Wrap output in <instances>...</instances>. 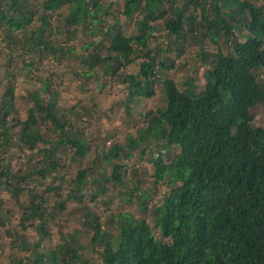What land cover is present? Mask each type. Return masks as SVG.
Returning a JSON list of instances; mask_svg holds the SVG:
<instances>
[{"label": "trees", "instance_id": "1", "mask_svg": "<svg viewBox=\"0 0 264 264\" xmlns=\"http://www.w3.org/2000/svg\"><path fill=\"white\" fill-rule=\"evenodd\" d=\"M35 1L31 8L30 0H0V34L10 48V69L0 75V192L15 200L23 192L28 196L27 204L19 208L20 231L5 233L17 254L8 264H91L84 256L89 252L99 255L100 264H264V128L255 125L253 115V110L264 105V84L259 78L264 70V4L258 6L253 0H123L121 15L135 25V32L127 36L118 21L103 25L99 15L109 10L101 0ZM55 12L65 15L62 30L71 41L78 40L81 27L87 36L96 37L83 42L85 49L94 52L78 58L88 69L100 65L115 74L142 53L145 61L138 73L121 81L128 91V117L132 103L155 96L156 83L161 91L163 107L147 112L143 116L146 125L136 127L123 141L104 144L100 156H90L88 136L76 131L59 109L57 92L49 93V81L27 92L25 119L15 108V67L10 63L19 50L40 57L50 54L58 60L75 50L55 44L58 30L51 21ZM160 20H164L166 39H174L165 48L169 55L177 57L186 42L200 44L197 73L183 82V88L171 78L174 61L159 58L161 54L149 48ZM35 22L38 26L32 29ZM243 29L247 32L244 42L230 41L235 31ZM14 33L19 34L18 40L12 37ZM205 42L215 46L216 53L207 55L202 49ZM223 46L228 52H222ZM202 67L205 83L197 91L194 79ZM39 90L50 95L46 101L41 100ZM16 137L34 152L26 165L13 169L19 158L5 150ZM37 144L43 147L36 148ZM148 147L157 152L149 159L153 183L168 187L162 201L150 207L149 190L141 188L144 173L139 177L120 163L130 159L133 151L143 156ZM170 149L177 153L165 161L162 152ZM68 152L73 162L82 160L91 166L69 177L70 191L61 199L60 184L65 179L59 170H64L63 155ZM99 162L110 165L111 172L105 173ZM129 174L137 179L134 186ZM48 177L50 183L41 190L30 187ZM57 180L59 184L53 185ZM88 185L95 187L92 200L108 194L101 201L104 222L87 211L86 219L76 222L78 226L72 224L60 234L54 248L43 247V240L50 238L46 227L66 209V203L83 204ZM114 190L123 205L137 203L141 217L128 211L111 212L115 195L108 192ZM51 198L53 204L48 206ZM13 215L0 201V229L8 226ZM29 229L36 239H27ZM97 246L101 253L96 252Z\"/></svg>", "mask_w": 264, "mask_h": 264}, {"label": "rangeland", "instance_id": "2", "mask_svg": "<svg viewBox=\"0 0 264 264\" xmlns=\"http://www.w3.org/2000/svg\"><path fill=\"white\" fill-rule=\"evenodd\" d=\"M105 4V8H108L109 13L102 12L99 15V18L102 20L103 25L112 26L115 21H118L120 29L128 36L135 32L134 20H127L121 11L123 9V0H101ZM258 6L264 4V0H253ZM30 7L34 8L36 1L30 0ZM192 10V7H191ZM64 13V12H63ZM198 12H195L197 14ZM52 15V13H50ZM62 16L58 12H55L51 21L55 29L58 31L54 34V42L57 46H64L67 48H74V52L70 53L65 59L58 60L52 57L50 54H44L40 57L38 54H27L23 50H19L18 54L13 56V61L10 64H13L15 70L13 73L14 82L13 86L15 87L14 91V103L15 108L19 111L20 117L26 118L27 116V107L29 101L27 100V92H32L35 88H43V83L46 81L50 82L48 87L49 93L57 92V101L59 109L66 114L67 119L70 120L76 131L83 130L88 136L89 144L88 148L90 150V156L101 155L103 145L107 143H116L117 141H123L124 137L129 134H133L136 127L143 128L146 125L144 120V115L149 112H155L157 109L163 107L162 96L158 83L154 87L155 96L149 100H143L141 102H134L131 104L132 112L131 116L128 117L125 111V102L127 99L128 91L126 90V85L122 84L124 77L128 75H135L139 71L140 63L145 61L142 53H137L134 57L132 63H126L123 67L120 68L117 73L112 74L111 68L103 69L96 65L93 69H88L85 64L79 62V57L83 54L94 52L92 48L85 49L84 41L92 40L96 37H91L90 35L84 32V29L80 28V33L78 34V40L71 41L69 33L66 34L62 30ZM38 23L35 22L32 24V29L36 28ZM155 26L158 27V30L155 31L149 41V48L152 53L157 52L161 54L159 58H170L174 61V70L170 72L171 78L177 83L180 88H183V82L191 79L192 73H197L198 70V60L200 56V44H197L196 41L186 42L184 48L180 50V53L176 56L169 55L165 48L169 42H174V39H166L167 30L164 27V20L157 21ZM30 27V28H31ZM18 33L12 34V37L16 40L19 39ZM234 37L231 40H237L240 42L245 41L247 36L246 30H242L237 33L234 32ZM102 34H99L97 37L101 38ZM5 38L0 34V75L3 74L5 69H10L9 63V52L10 48L6 46ZM223 40L220 41L222 43ZM177 44H180V40L176 41ZM207 55L216 53V48L209 42H205L202 48ZM222 52H228L226 46L222 47ZM104 55L106 51L102 52ZM131 60V59H128ZM26 65V66H24ZM169 65V63H166ZM30 66V68L28 67ZM11 69L12 66H11ZM104 71L107 72L105 75ZM76 73H79L77 75ZM199 78L194 79V86L197 91H201L205 83L204 79V67L198 74ZM259 78L264 84V70L259 73ZM38 94L42 101H46L49 98L44 90H39ZM31 106V103H30ZM29 106V107H30ZM84 107L86 111L81 110ZM72 108H75L74 112L77 115H74ZM253 115L255 117V125L257 127L264 128V105L259 106L253 110ZM14 115L12 114V117ZM17 118V116H15ZM13 124V123H12ZM11 124V125H12ZM137 124V125H136ZM41 132L43 133V129ZM93 141V143H91ZM42 144H37L36 148H42ZM9 155L15 154L19 160L12 166L13 169L18 168V164L26 165L25 161L31 153L34 151H29L26 146L18 142V138H14L13 146L9 150H5ZM63 155V165L64 170H59V176L65 179V182L60 184L61 199L67 197L71 183L68 181L69 177H75L77 170L82 167L91 166L90 162L82 164L81 161L73 162L70 154ZM163 153L162 158L166 161L167 156H173L177 153L176 149H170ZM161 153V154H162ZM157 156L156 149L146 148V153L141 156L139 151H133L132 157L130 159H121L120 163L126 164L129 167V170H135L136 174L140 177L142 173L143 184L141 188L144 191L150 193V198L148 200L149 207L152 204H158L162 201V197L167 192L168 187L163 184L154 185L153 178L151 174L153 171V165L149 159H154ZM33 160V158H32ZM31 162L29 165H31ZM66 164V165H65ZM84 165V166H83ZM99 165L101 163L99 162ZM105 168V173L111 172V166L108 164L101 165ZM101 176L100 174L94 175ZM129 182L131 186L136 184L137 179L129 174ZM51 181L50 177L46 178L43 181H36L31 184L30 187H34L38 190H41L43 185L49 184ZM100 182V180H99ZM98 182V183H99ZM59 184V181L53 183V185ZM103 181L99 183L102 185ZM94 185H88L86 196L83 204L77 205L74 200H71L69 203H66V209L62 213H58L53 222L49 223V226L46 227V231L50 234V238L44 239L42 246L46 249H52L58 244L59 236L61 233H64L67 229L73 227L72 224L77 225L76 222H80L81 219H86L83 215L87 214V211H90L95 216L98 217L100 222H104L105 207L102 204V200L106 199V196L101 197L100 200H92L91 194L94 192ZM110 195H115L112 199V203L109 206L111 212L128 211L132 213L136 218L141 217V212L139 211V206L137 203L131 205H123L118 197V191L108 192ZM57 199V198H56ZM0 201L2 202L3 208L11 211L14 215L6 228L0 229V264H8L9 260L13 255H17L14 251L11 250L9 246V238L6 236L7 231H13L16 233L20 231L18 225L21 217L20 214V204L26 205L28 202V196L26 192H23L22 195L15 200L12 195L7 192H0ZM53 204V198L49 199L48 206ZM67 217H71L67 220ZM76 219V221H75ZM78 226V225H77ZM84 231L90 232L88 228ZM27 239H36L37 235L31 229L25 233ZM101 248L96 247V252L101 253ZM22 257L20 253L18 255ZM87 260L91 264H100L99 255L96 253H85Z\"/></svg>", "mask_w": 264, "mask_h": 264}]
</instances>
